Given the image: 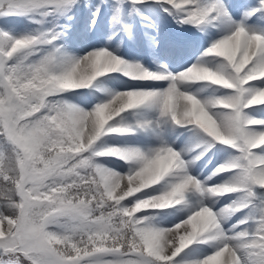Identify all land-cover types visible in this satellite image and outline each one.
Masks as SVG:
<instances>
[{
    "label": "snow or ice",
    "instance_id": "1",
    "mask_svg": "<svg viewBox=\"0 0 264 264\" xmlns=\"http://www.w3.org/2000/svg\"><path fill=\"white\" fill-rule=\"evenodd\" d=\"M0 264H264V0H0Z\"/></svg>",
    "mask_w": 264,
    "mask_h": 264
},
{
    "label": "rangeland",
    "instance_id": "2",
    "mask_svg": "<svg viewBox=\"0 0 264 264\" xmlns=\"http://www.w3.org/2000/svg\"><path fill=\"white\" fill-rule=\"evenodd\" d=\"M79 27H80L79 22H77L75 28L72 30L73 35H75V32H76V30L79 29ZM94 42H95V38H94V37H93V38L90 37V38L87 40V43H88V44H92V43H94ZM115 42H116V41L114 40L113 43H115ZM69 43H70V44L72 45V47L75 49L76 44L79 43V41L74 42L73 40L70 39V40H69ZM137 45L139 46V44H137ZM133 46H134V45H132L131 43H130V46H129V47H126V48H123L122 45H121V51L125 54L124 58L127 59L129 56H133V55H132V52L134 51V50H133ZM138 48H139L141 54L138 55L137 58H140L142 63H147L148 60H149L147 53H146L145 51L141 50L140 47H138ZM81 54H82V53H81Z\"/></svg>",
    "mask_w": 264,
    "mask_h": 264
}]
</instances>
